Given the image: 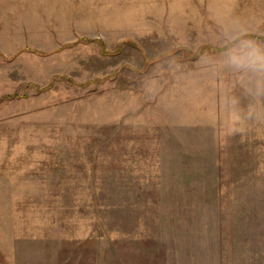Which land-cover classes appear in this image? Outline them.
<instances>
[{"label": "rangeland", "instance_id": "374dc122", "mask_svg": "<svg viewBox=\"0 0 264 264\" xmlns=\"http://www.w3.org/2000/svg\"><path fill=\"white\" fill-rule=\"evenodd\" d=\"M0 264H264V0H0Z\"/></svg>", "mask_w": 264, "mask_h": 264}]
</instances>
